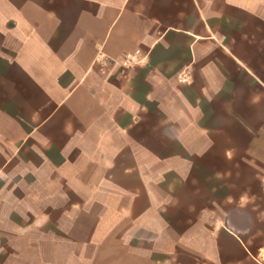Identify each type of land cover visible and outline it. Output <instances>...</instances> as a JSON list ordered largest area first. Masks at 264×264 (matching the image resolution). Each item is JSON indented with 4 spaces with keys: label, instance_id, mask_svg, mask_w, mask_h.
<instances>
[{
    "label": "crops",
    "instance_id": "obj_1",
    "mask_svg": "<svg viewBox=\"0 0 264 264\" xmlns=\"http://www.w3.org/2000/svg\"><path fill=\"white\" fill-rule=\"evenodd\" d=\"M119 167L153 236L174 172L200 184L201 258L264 264V0H0V264H49L65 227L41 201L123 196Z\"/></svg>",
    "mask_w": 264,
    "mask_h": 264
},
{
    "label": "rangeland",
    "instance_id": "obj_2",
    "mask_svg": "<svg viewBox=\"0 0 264 264\" xmlns=\"http://www.w3.org/2000/svg\"><path fill=\"white\" fill-rule=\"evenodd\" d=\"M127 158L129 162L133 161L131 155ZM130 173L131 171L128 175ZM103 174L104 172H102ZM128 175L122 174V167L114 169L113 182L127 190L123 196L106 197L105 186L108 184L102 178L94 192L95 197L89 201L84 198L85 192L73 190L67 186H64V190L70 194H73V191L74 198L61 200L59 209L55 208L54 204L48 200L41 201L44 207L52 209L53 217L65 227L63 232L65 238L61 247L49 242V264H211L207 258H201L199 247L201 213L200 208L194 207L192 203L200 204L202 201L200 184L191 183V189H187L186 192L184 184L179 180V174L173 172L164 175L165 180L160 186L165 191L159 192L157 200L163 196V192H172L169 191L168 185L175 189L173 194L177 195V198L174 197L170 202L162 198L160 199L162 203L158 200L160 205L157 207L158 210L154 218L159 224L157 230L160 231L155 237L152 233L153 230L148 229L150 226L141 225L142 222H139L134 216H130V211L123 210L124 215L119 211L122 205L131 206L130 196H134L133 200L136 201L137 208L143 209L142 207L146 203V198H144L146 196H143L145 185L139 181L140 179L133 178L131 174ZM169 180L170 184H168ZM221 190L220 194L225 196L231 192L237 193L238 188L232 182H226ZM205 200L207 199L205 198ZM215 201L222 204L218 210L228 211L232 206L231 200L227 202L221 197ZM72 202L76 203L74 209H70ZM21 204L26 205L27 209L31 204L35 210L40 204V200H21ZM108 209L109 211H107ZM11 216L18 222L24 221L25 218L29 219L28 214H24L23 210L21 215L12 214ZM155 232L157 231L155 230ZM3 233L7 234L6 231ZM57 233L60 235L61 231L51 230L50 240L51 236L56 238ZM101 234L110 239L106 241L107 243L114 244L108 247L101 245ZM90 238H93L94 241L89 242ZM59 242H61L60 237ZM119 261L122 262L119 263ZM34 264L36 263L34 262Z\"/></svg>",
    "mask_w": 264,
    "mask_h": 264
},
{
    "label": "built area",
    "instance_id": "obj_3",
    "mask_svg": "<svg viewBox=\"0 0 264 264\" xmlns=\"http://www.w3.org/2000/svg\"><path fill=\"white\" fill-rule=\"evenodd\" d=\"M177 80L179 82H185L188 80V73L185 70H181L178 74H177Z\"/></svg>",
    "mask_w": 264,
    "mask_h": 264
}]
</instances>
